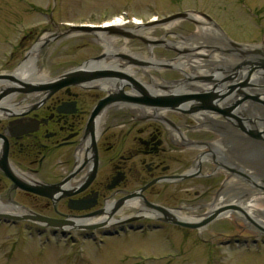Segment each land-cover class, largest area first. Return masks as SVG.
Wrapping results in <instances>:
<instances>
[{
    "label": "flooded vegetation",
    "instance_id": "obj_1",
    "mask_svg": "<svg viewBox=\"0 0 264 264\" xmlns=\"http://www.w3.org/2000/svg\"><path fill=\"white\" fill-rule=\"evenodd\" d=\"M105 53L103 48L76 66L100 61ZM35 66L38 70L36 62ZM76 66L45 81L27 82L47 87L15 90L10 106L2 108L0 224L13 225L19 233L23 228L30 235L46 234L52 240L62 237L71 246L91 242L98 250L109 240L124 244L135 235L154 236L163 249L149 255L136 251L130 257L164 264H178L184 253L193 262L207 256L213 242L196 237L206 230L221 236L218 246L264 241V224L262 229L252 225L238 208L223 209L228 201L223 198L243 197L246 181L260 185L255 180L258 173L252 172L250 180L243 173L245 161L254 160L261 149L252 137L246 142L238 128L224 125L222 119L213 118L211 123L206 113L199 119L206 117L209 126L200 124L194 113L139 102L110 100L93 114L96 105L118 89L103 86L112 76L85 81L66 77V83L52 86ZM150 70L158 74L163 69ZM144 75L148 78L144 86L182 77L170 74L168 79L159 77L160 83ZM122 90L135 94L128 83ZM146 90L153 96L163 94ZM248 186L253 198H264L255 185ZM213 214L214 219L199 228L180 224L198 223ZM35 215L48 220L31 219ZM88 219L92 222L86 223ZM221 219L230 220L232 233H226L225 222L217 224ZM178 236L190 238L184 241L185 250L177 243ZM197 242L204 246L201 250ZM204 262L210 263L208 258Z\"/></svg>",
    "mask_w": 264,
    "mask_h": 264
},
{
    "label": "rangeland",
    "instance_id": "obj_2",
    "mask_svg": "<svg viewBox=\"0 0 264 264\" xmlns=\"http://www.w3.org/2000/svg\"><path fill=\"white\" fill-rule=\"evenodd\" d=\"M187 11L204 22L207 20L199 13L207 14L234 42L264 44V0H0V70L12 74L16 67L26 60L31 48L43 37L44 40L41 41L40 50L36 55V64L39 73L49 77L76 66L84 59L103 50L94 31L71 30L67 27L69 24L98 25L120 16L123 12L128 17L146 23L153 18L160 19ZM129 20L131 22V19ZM124 26L135 25L125 22ZM143 28L147 34L133 35L124 42L125 38L120 34L107 32L106 34L116 37L114 47L125 48L128 52L140 53L145 57L152 55L157 59L172 61L179 56L173 48H177L178 43L184 42L183 46L189 51L180 55L183 56V60H187L188 66L182 69L184 72H194L197 75L209 74L214 67L231 65L239 60L235 55L227 56L218 50H213L214 47L223 49L226 46L222 40L218 41L211 38L210 34L201 32L194 21L177 19L170 25L164 22ZM141 37L154 38L152 41L156 43H152V47L149 48L151 43L144 42ZM194 47L197 49L191 52V48ZM204 55L207 57H201ZM196 66L201 72L195 69ZM135 68L138 71L136 76H140L143 83L148 82L147 75H144L146 73L154 77V82L160 83L162 80L160 81L159 77L168 79L170 74L180 76L177 70L163 69L157 74L150 69H146L144 73L138 70L140 67L134 66ZM259 113L264 117V107H261ZM261 159L260 164L254 165L245 161L244 166L248 171L264 175V157ZM255 180L264 185L259 179L255 178ZM255 199L256 206L264 209V198ZM221 221L225 222L222 226L226 228V233L234 231L233 226L227 224L229 219H221L217 224ZM196 237L213 242L214 245L209 246L210 253L207 252V256L204 257H197L194 262L186 258L188 253H184L178 264H206L204 258L209 259V264H264V244H262L264 241L258 240L256 244L240 247L218 246L221 236L210 230ZM177 238V243H182L180 245L182 249L188 248L190 238L184 236ZM57 239L52 240L46 234L30 235L23 228L19 233L15 226L2 223L0 224V264L165 263L147 257L141 261L130 257L131 253L136 251L149 255L150 252L155 253L159 247L163 249L158 244L162 241L156 240L154 236L145 238L135 235L124 244L120 240H109L106 245L99 246L100 250L91 242H79L76 246H71L65 244L64 238L57 237ZM184 241H188L187 244ZM196 244L199 250L204 247L198 242ZM124 254H128L126 258L123 257ZM183 258H186V261ZM171 263L176 264L174 261Z\"/></svg>",
    "mask_w": 264,
    "mask_h": 264
},
{
    "label": "water",
    "instance_id": "obj_3",
    "mask_svg": "<svg viewBox=\"0 0 264 264\" xmlns=\"http://www.w3.org/2000/svg\"><path fill=\"white\" fill-rule=\"evenodd\" d=\"M192 15L190 12H180L175 13L166 17H163L159 20H154L147 22L145 26H151L156 25L172 20H179V19H188L191 21H194L192 18ZM202 17L206 18L212 25H214L222 34L223 41L225 43L226 48H218L214 47L213 50H218L225 55H235L237 57V60L234 64L226 65V66H217L214 67L213 70L209 74H193L190 73H184L182 68L175 67L170 64H163L161 66H164L165 68H175L178 69L183 77L175 80L174 82L180 83L183 85L178 89V91H175L172 93L168 92L162 95H151L148 90H146V87L136 78L130 76L127 73H124L119 70H110V69H103V70H94L93 68H89L88 64L91 63V61H85L81 65L73 68L69 72H66V74L60 76L58 79H56L52 86H59L67 81L64 80L66 77H74L76 78L75 81H85L88 79H93L97 77H110L112 76V79H115L116 84L118 85V93L113 94L112 96L104 98L102 101H100L94 111L93 114H96L107 101L112 100V102H124V101H130V102H139L141 104H144L149 107H158V108H169V109H175L182 112L187 113H198L202 111H211L217 114L223 115L225 118H236L234 115V111L236 110V107L243 103L246 100H254L257 102H260L261 104H264V100L260 98V96L256 93H252L251 87L253 83L250 81L252 76L259 75L258 77L264 79V44H257V45H250V44H242L237 43L229 39L223 31L219 28V26L206 14L201 13ZM195 22V21H194ZM99 29L101 28L100 25L96 26H90V25H81V26H70L69 29L71 30H77L81 29L84 31H89L91 29ZM105 29L108 31V33H114V34H120L122 36L130 37L132 38L133 35L123 31L122 29H119L115 26H107ZM144 42L151 43L150 40L143 39ZM152 43H156V41H152ZM151 43V44H152ZM178 54L180 51L177 48H173ZM122 58L128 59L132 62L133 65L137 66H145L147 65V62L145 61H138L133 59L127 54H122ZM203 58L207 56H201ZM1 79H7L12 84L15 83L17 86H6L4 88L0 89V99L11 95L15 90H21V91H33V90H40L44 89L47 86H39V87H31L28 85L27 82H24L20 80L19 78L15 77L13 74H5L0 75ZM262 79V81H263ZM201 82V83H207L211 87L209 90H189L185 91L187 89V86L190 85L191 88H193L191 82ZM125 83H128V85L132 88L133 91H135V94L133 93H126L122 90V87ZM18 85L22 87H18ZM187 85V86H186ZM162 87V86H160ZM262 88H264V83L261 85ZM164 88V87H163ZM165 89V88H164ZM190 89V88H189ZM235 94H238L237 99L231 101L227 106L221 107L217 103H226L228 99L234 97ZM262 95V94H261ZM264 96V93L263 95ZM250 123L253 124L252 120H248ZM245 132L252 135L254 131L250 128L244 127ZM257 132V131H256ZM264 134V127L261 131ZM257 138L264 139L262 136H260V133L257 132L255 135ZM247 180H249L248 176H245ZM262 183L264 184V180H262ZM260 192H264V185H256L254 184ZM33 191L37 193H44L38 190L37 188H30ZM236 209L238 208L243 212V216L246 220H248L251 224L254 226L262 229L263 226L259 223L255 222L241 207H238L236 204H227L223 207V209ZM2 216V214H0ZM10 217V216H5ZM215 215H211L207 217L206 219L202 220L198 223H186L181 222V225L187 226V227H193V228H199L203 225H205L207 222L214 219ZM31 219L38 221V222H45L48 219L42 216H31Z\"/></svg>",
    "mask_w": 264,
    "mask_h": 264
},
{
    "label": "bare ground",
    "instance_id": "obj_4",
    "mask_svg": "<svg viewBox=\"0 0 264 264\" xmlns=\"http://www.w3.org/2000/svg\"><path fill=\"white\" fill-rule=\"evenodd\" d=\"M193 20L195 21V23L199 26V30L205 34H210L211 38H215L218 41H221L223 39L222 34L220 33V31L211 23H209L208 21H203L201 18L192 15ZM154 19V18H153ZM175 20L172 21H168L167 24H171L173 23ZM162 24V23H160ZM157 25V24H156ZM98 26V25H97ZM107 26H115L119 29H122L123 31L131 34V35H141V34H147V31L140 25L134 26V27H125L124 26V22L121 21L118 18L112 19L110 21L104 22L103 24H100L99 29H91L89 31H94L97 35L98 41L101 43V45L104 48V51L106 52L104 55V59L100 60V61H96V62H91L90 64H88L89 68H93L94 70H103V69H113V70H119L122 71L124 73H127L129 75H132V77L137 78L138 80L140 79V76H136L138 71L137 69H134V65L132 64V62L128 59H124L121 57L122 54H128L130 57H132L135 60L138 61H145L147 62V65L143 66L140 68V72L146 71V69H152V68H161L164 66H161L163 64H170L173 65L175 67H179V68H184L186 66H188L186 64L187 60H183V56L180 55L182 53L186 54V50L188 48H185L183 46L182 43H178L177 45V49L180 51L178 58L175 59V61H168V60H163V59H157L154 56H150V57H145L140 53H132V52H128L127 49L125 48H119V47H114L113 43L115 41V36L114 35H107L106 32L108 33V31L105 29V27ZM78 31H84L81 29H77ZM75 30V31H77ZM110 34V33H109ZM114 34V33H111ZM122 36V35H121ZM125 39H123V42L127 40L128 37L123 36ZM140 37V36H139ZM44 38V37H43ZM43 38H41V41L44 40ZM130 38V37H129ZM149 37H141V39H145V40H150V42L152 43V40L154 38H149ZM46 39V38H45ZM41 41H39L38 43H36L31 50L29 51L26 60L19 65L13 72L12 74L19 78L20 80L24 81V82H35V81H45L46 78L48 77L47 75L43 74V73H39V71L36 69L35 66V62H36V55L38 54L39 50H40V43ZM223 41V40H222ZM224 42V41H223ZM225 44V43H224ZM262 44V43H261ZM151 46H149V48L152 47V44H150ZM189 45V44H187ZM257 45V44H254ZM187 47V46H186ZM193 47V46H192ZM195 49L197 48H191V52L195 51ZM120 50V51H119ZM112 54H109L111 53ZM191 54V53H189ZM188 55V54H187ZM199 55V54H197ZM106 58H112L110 60V62L106 61ZM216 59V58H214ZM159 66V67H158ZM195 69L198 70V66L195 67ZM183 70V69H182ZM201 72V70H198ZM184 72V71H183ZM184 73H189V72H184ZM191 75L195 74L194 72L190 73ZM259 75H254L251 78V82L253 83L252 87H251V92L254 94H258L260 96V98L262 100H264V96L263 93L264 91H261L262 89L264 90V88L261 87V85L264 83V79L258 77ZM263 79V81H262ZM152 85L149 84H145V87L147 89H149L150 91H154L156 93H168V92H175L178 91V89H180V87H182L183 85H181L180 83H162L161 85L157 86L156 84L152 83ZM192 87L190 85H186L187 89H185V91H189L190 89H197V90H209L210 89V85L207 83H201V82H197L196 83H192ZM6 86H10L8 83L7 79H1L0 80V89L4 88ZM104 87H112V89H118V85L115 83V79H112V81L110 82H106L103 84ZM162 86V87H160ZM165 89H164V88ZM190 88V89H189ZM262 94V95H261ZM238 94H235V96L230 99H228V101H226V103H217L219 106L224 107L227 106L229 103H231V101L237 99ZM13 98V94L6 96L5 98H3L1 100L0 103V115H2L3 109L4 107H8L9 105V101ZM252 107V108H251ZM261 107H264V104H261L260 102L254 101V100H246L243 103H240L237 107L236 110L234 111V115L236 116V118H225L223 117V115H219L217 113L211 112V111H202V112H198V113H194L193 115H195L196 119L199 120L200 124H207L209 126V120L205 117L204 119H199L201 114L206 113L208 115V117L211 119V123L214 121L213 118L216 119H222L224 125L233 127L235 126V128H238L244 135V137H246V141H249L247 139V137H252L253 141H255V143H257L256 146L260 147V151H258V154L254 155V160L252 161H247V162H252V164H260L261 162V158L264 157V139H261L260 137L257 138L255 135L257 132L260 133V136H262L264 138V134L261 132L262 128L264 127V117L260 116V109ZM251 108V109H250ZM253 112V113H252ZM238 114V115H237ZM248 120H252L253 124L250 123ZM250 128L254 131V133H252V135H250L249 133L245 132L244 127ZM257 131V132H256ZM245 165V164H244ZM260 168V165H258ZM250 170V169H249ZM243 173H244V177L245 176H250V177H254L253 173L251 171H248L245 166L243 168ZM259 176L256 177L258 178L261 182L262 180H264V175L262 174H257ZM249 178V177H248ZM246 179V177H245ZM247 180V179H246ZM250 180V178H249ZM254 185L255 183L250 180V181H246V186L244 187V191H242V195L243 197H241L239 200H233L232 198H234L233 196L231 198H223L224 201L226 199L227 204H230L232 201L235 202V204L239 205L241 208H243V210H245V212L257 223H259L260 225L264 224V209H261L259 207L256 206L257 200L254 197V195L251 193V189L249 188L248 185ZM262 193V195H264V192H260ZM229 196V195H228ZM86 223H91L92 220L88 219L85 221Z\"/></svg>",
    "mask_w": 264,
    "mask_h": 264
}]
</instances>
